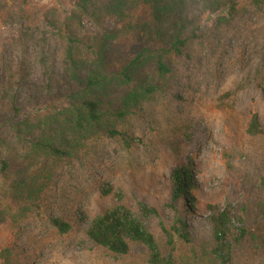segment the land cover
<instances>
[{
  "label": "rangeland",
  "instance_id": "374dc122",
  "mask_svg": "<svg viewBox=\"0 0 264 264\" xmlns=\"http://www.w3.org/2000/svg\"><path fill=\"white\" fill-rule=\"evenodd\" d=\"M27 1L23 16L33 27L53 7L61 4L63 18L72 9L71 0ZM232 2L237 4L234 11ZM21 3L8 0L7 15L0 21V88L7 80L2 60L26 59L31 82L37 85L46 73L58 74L63 67L66 44L61 39L42 28L26 44L13 38L20 24L14 16L24 8ZM109 3L93 0L89 14L74 21L75 33L88 45L120 33L122 53L133 57L134 42L125 35L123 19L107 9ZM189 4L192 14L201 17V25L186 55L174 62L168 91L118 123L123 136L103 134L75 158L60 161L38 209L6 211L0 224V264H147L142 246L132 245L128 255L120 256L86 236L88 220L118 204V199L170 254L173 250L163 229H170L174 220L169 178L178 162L189 169L197 185L198 213L191 221L193 246L176 242L172 254L186 262H192L186 256L194 254L214 256L217 244L209 208L230 207L234 215L230 264H264V249H257L251 236L264 224V134L246 133L253 115L264 128V0H189ZM135 15L150 21L142 8ZM32 158L28 150H17L9 159L10 170L0 175V188L18 180L23 165L30 164L31 171ZM108 187L113 193L103 197L101 191ZM11 196L7 193L3 199L8 209ZM142 204L156 213L147 216ZM52 216L69 221L72 231L61 235L50 224ZM242 227L250 236L240 238ZM206 259L204 264H219Z\"/></svg>",
  "mask_w": 264,
  "mask_h": 264
},
{
  "label": "trees",
  "instance_id": "16d2710c",
  "mask_svg": "<svg viewBox=\"0 0 264 264\" xmlns=\"http://www.w3.org/2000/svg\"><path fill=\"white\" fill-rule=\"evenodd\" d=\"M71 1L70 16L63 18L60 4L43 16L39 22L42 27L26 23L23 15L28 11L27 0H22L24 8L14 16L20 24L17 37L13 38L21 44H26L42 28L44 33L61 39L66 49L60 72L46 73L41 85L31 82L26 59L18 63L2 60L8 77L5 76L7 80L3 79L0 88V175L10 170L9 159L17 150H28L35 164L31 171L30 164L23 165V175L10 186L6 187L5 183L0 188V224L5 222L6 211L12 207L24 211L39 208L38 203L43 201L60 161L75 158L87 148L89 141L103 134L123 136L118 123L135 115L144 102L168 91L174 62L186 55L201 25V17L192 14L189 0H110L107 9L123 19L125 35L137 50L131 57L122 53L120 33L101 37L91 45L79 40L74 21L89 14L93 0ZM7 2L0 0L1 22L7 15L4 8ZM231 6L234 11L237 4L232 2ZM139 8L149 14V22L135 15ZM22 93L27 94V100ZM246 133L253 137L264 134L258 115L252 116ZM5 151L7 155L3 154ZM169 179L174 220L171 228L163 232L168 247L173 250L170 254L164 253L144 222L119 199L118 204L88 220L87 238L120 256L128 255L132 245L142 246L147 251V264H204L206 258L230 264L229 238L234 220L230 207L209 208L208 221L217 244L212 252L214 256L194 254L186 256L192 260L186 262L172 254L176 242L193 246L191 221L198 213V201L197 185L183 163H177ZM7 193L12 195L9 209L3 204ZM112 193L111 187L101 191L103 197ZM141 211L147 216L156 213L143 204ZM49 221L61 235L73 229L69 221L61 218L52 216ZM247 235L250 232L242 227L240 238ZM251 236L255 247L264 249V224H259Z\"/></svg>",
  "mask_w": 264,
  "mask_h": 264
}]
</instances>
